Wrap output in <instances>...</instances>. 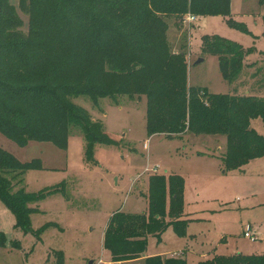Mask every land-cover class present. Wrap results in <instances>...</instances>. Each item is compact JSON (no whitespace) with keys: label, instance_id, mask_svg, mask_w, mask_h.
<instances>
[{"label":"trees","instance_id":"trees-1","mask_svg":"<svg viewBox=\"0 0 264 264\" xmlns=\"http://www.w3.org/2000/svg\"><path fill=\"white\" fill-rule=\"evenodd\" d=\"M0 0V133L24 147L29 141L67 146L69 126L83 133L84 156L92 161L96 145L115 142L72 97L99 99L127 96L146 98L149 136L167 138L184 133L223 135L222 159L236 170L264 154V136L250 128L259 118L264 125V98L252 95L211 94L188 87L184 53L174 54L166 38L167 18L218 15L229 27L245 31L230 18L231 0ZM264 10V0H258ZM20 14L28 19V29ZM264 26V14L262 16ZM264 34V33H263ZM201 52L218 59L219 72L228 83L240 75L249 53L218 36H202ZM87 61V63H85ZM251 66V65H250ZM264 86V67L261 70ZM257 86L259 83H256ZM42 168L39 159L21 163L0 147V200L13 214L24 234L40 235L55 224L31 229L33 204L62 191L53 187L38 194L21 187L25 172ZM148 211L116 212L103 232V249L110 262L142 259L148 236L159 239L173 227L185 234L183 179L177 175L149 178ZM168 198V204H167ZM6 238L0 232V248ZM12 249H20L11 242ZM55 258L49 262L50 256ZM145 264H185L178 258H144ZM49 262V263H47ZM45 264H64L62 251H51ZM200 264H264V255L214 256Z\"/></svg>","mask_w":264,"mask_h":264},{"label":"rangeland","instance_id":"rangeland-1","mask_svg":"<svg viewBox=\"0 0 264 264\" xmlns=\"http://www.w3.org/2000/svg\"><path fill=\"white\" fill-rule=\"evenodd\" d=\"M75 1L85 6L84 0ZM9 2L17 8L18 0ZM263 14L258 0H231L230 18L245 31L229 27L226 18L218 15L195 17L191 23L185 22L188 14L165 19L171 52L185 56L187 86L205 88L211 94L264 98V88L256 85L263 86ZM20 17L26 32L28 19ZM205 35L218 36L249 51L233 83L222 78L216 56L201 52V37ZM198 59L204 61L195 65ZM71 101L100 123L115 144L96 145L90 161L85 159L83 133L78 126H69L65 150L34 141L22 147L0 133V147L19 162H41V169L29 170L23 176L20 187L26 193L62 188L32 205L36 210L30 216L34 232L45 224L57 226L44 231L40 241L35 234H24L15 227L13 214L0 200V232L6 238L0 248V264H45L53 250L62 251L64 264H110L102 246L105 227L116 212L148 211V181L153 175L183 179L180 221L188 225L182 236L173 227L166 228L159 239L148 236V258L171 257L185 264H200L214 256L264 255V154L236 170H227L222 161L226 150L223 135L187 132L170 138L149 136L144 96L104 98L96 103L78 96ZM250 128L264 136L259 118L250 121ZM153 169L156 173L145 172ZM166 201L168 204V198ZM245 232L254 239L246 238ZM11 242L19 243L20 249H12ZM54 261L51 255L49 262Z\"/></svg>","mask_w":264,"mask_h":264},{"label":"built area","instance_id":"built-area-1","mask_svg":"<svg viewBox=\"0 0 264 264\" xmlns=\"http://www.w3.org/2000/svg\"><path fill=\"white\" fill-rule=\"evenodd\" d=\"M195 20V17L194 16H192V15H187V18L185 19V22H187V23H191V22H193ZM144 147H146V145H144ZM145 172H152V173H156V169H153L152 171H148V170H145ZM244 236L246 237V238H249V239H254V237L251 235V234H249L248 232H245L244 233Z\"/></svg>","mask_w":264,"mask_h":264},{"label":"crops","instance_id":"crops-1","mask_svg":"<svg viewBox=\"0 0 264 264\" xmlns=\"http://www.w3.org/2000/svg\"><path fill=\"white\" fill-rule=\"evenodd\" d=\"M7 209V208H6ZM8 210V209H7ZM9 211V210H8ZM10 212V211H9ZM148 239V238H147ZM106 251V250H105ZM5 252H7V250L5 251ZM107 253H108V256H109V258H110V255H109V252L108 251H106ZM146 252V251H145ZM164 257H167V256H164ZM143 258H147V255L144 253V255H143ZM142 258V259H143ZM47 259V258H46ZM109 262H110V259H109ZM110 264H116V263H112V262H110Z\"/></svg>","mask_w":264,"mask_h":264},{"label":"water","instance_id":"water-1","mask_svg":"<svg viewBox=\"0 0 264 264\" xmlns=\"http://www.w3.org/2000/svg\"><path fill=\"white\" fill-rule=\"evenodd\" d=\"M203 61H204L203 59H198L196 61L195 65H199V64L203 63ZM89 264H92V262H90Z\"/></svg>","mask_w":264,"mask_h":264}]
</instances>
